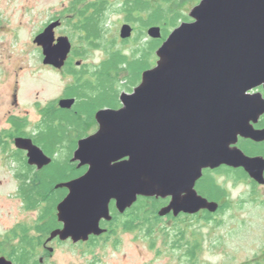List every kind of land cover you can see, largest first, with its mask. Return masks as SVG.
Returning <instances> with one entry per match:
<instances>
[{"label": "water", "instance_id": "water-1", "mask_svg": "<svg viewBox=\"0 0 264 264\" xmlns=\"http://www.w3.org/2000/svg\"><path fill=\"white\" fill-rule=\"evenodd\" d=\"M189 17L157 50L156 65L134 91L121 94L122 107L99 111L98 131L79 141L74 160L89 170L64 185L70 191L58 206L64 229L52 238L79 242L100 235L101 220L112 219L113 200L121 214L140 197L171 198L160 217L215 213L219 205L195 188L206 168L242 166L260 177L232 146L239 136L264 139V131L253 133L250 125L264 109L249 95L264 83V0H202ZM60 25L50 24L34 39L44 64L56 69L72 50L68 37H56ZM132 34L126 24L120 37ZM148 35L159 40L162 29L151 27ZM74 103L63 100L60 107ZM16 145L28 152L30 165L51 164L31 139ZM0 264L13 263L0 257Z\"/></svg>", "mask_w": 264, "mask_h": 264}, {"label": "flooded vegetation", "instance_id": "flooded-vegetation-1", "mask_svg": "<svg viewBox=\"0 0 264 264\" xmlns=\"http://www.w3.org/2000/svg\"><path fill=\"white\" fill-rule=\"evenodd\" d=\"M201 1L202 0H199L198 4ZM138 3L139 0H71L65 9L53 14L51 19L40 31V33L43 32L44 29L52 23L60 22L61 25L55 30L56 37L57 39L60 37H68L72 43V50L65 62V65L61 69H56L53 66L44 64L42 49L38 47L40 53L39 59L43 68L47 71L57 73L65 78V86L61 94L56 99L50 100L46 104H43L40 101L35 102V108L38 111L40 118L33 123L29 112L23 110V103L20 100V98L23 97V90H20L17 85V90L15 91V94H13L14 107L13 110L9 111V115L6 120L7 127L0 130V152L1 155L6 157L5 159L8 160V163H12L11 167H14V178L18 185L16 196L22 202L23 210L26 213L35 214V218L31 219L32 223H17L7 232L9 233L8 235L11 240L7 241L0 248V257H5L13 264H54L52 258L55 256L57 249L64 246L71 249H82L84 253L86 252L85 255L88 254L92 258V260L87 261L86 264H101V260L96 255L100 249L111 246L118 250L122 245V236L126 234L125 222L117 221L116 212H118L120 216H124L127 214L128 210L124 214L119 213L114 200L110 204L112 219L101 220L100 229L103 232L100 235L92 234L90 235L88 241L79 242H75L72 238L61 240L59 236L52 238V235L54 232L64 229V223H62L58 218V206L70 193L69 189L64 185L80 179L89 170L88 165H82L81 161L74 160L75 152L79 146V141L95 134L98 131L99 124L96 116L99 111L109 109V107L99 108L89 115H87L83 109L78 110V105H80L82 101L94 100L100 96L98 91L100 83L103 81L104 74L107 76V72L94 69L92 66L95 65L90 64L89 66L87 58L90 53H88L84 48L79 50L75 48V40H80L85 44L87 43V39L84 31L75 32L73 28H84L89 26L91 25V19H96L97 24L107 27L109 18L112 15L117 14L122 19L119 25L123 26L128 24L133 28V34L129 40H122L120 37L122 41L117 44L116 38V46L118 50L122 49L119 46L126 47L133 44L135 45L136 42L148 43L149 40H156L150 38L148 35L149 29L154 27V25L149 26L146 31H144L146 36L142 37L141 33L143 27L141 25V20L143 16L140 12L131 16H127L123 12L126 4L131 7ZM189 19L190 20L186 22L192 21L190 17ZM145 20H147V17ZM156 26L162 29L161 26ZM100 48L101 47L97 49L100 50ZM101 49H103V47ZM102 52L104 58L101 62H99L100 64L108 59L105 49H103ZM96 72H103V74L100 76L95 75ZM249 95L254 97L253 99H256L257 103L261 104V107L264 109V83L252 89L249 92ZM63 100H73L75 103L71 109H62L60 107V102ZM49 105L55 106L51 113L47 111ZM61 110L73 112L76 116V119L74 117V122L77 120L80 123L86 124V126L90 124L93 126L90 130H88V134L81 139H76L71 136V132L69 131L67 133V138H62L59 142L60 145L58 146L61 147V151L57 152L54 155V158H52L45 152L43 148L45 145L40 142V135L41 133H45L47 123L58 124L63 120L69 121L65 118H60L59 111ZM25 121H27L25 127L15 125L17 122L23 123ZM250 125L253 133L263 132L264 111L258 117L251 119ZM69 130H73V128H69ZM19 138L31 139L33 144L39 147L45 155L52 160L51 164L43 167L42 169L36 165H30L28 152L26 150L19 149L16 145V140ZM232 148L237 149L251 160V172L257 175L260 174V177L258 178L256 175H252L242 166L236 167L221 165L216 168L204 169L203 175L197 181L195 188L199 195L206 198L209 202L217 203L219 205V209L215 213L208 210H201L197 214L181 213L180 215L175 216L171 213L167 217H161L166 219V221L173 222V230L175 233L171 235L172 239L175 237V234H178L179 232V230L175 229L177 225H181L183 227L182 232L184 233L183 236L185 237V240L193 242L191 239V232L199 234L195 229L197 223H205L206 225L209 224L215 226V228H220L223 226L224 222H226V217L231 215L233 219H237V225L238 223L247 225V220L250 224V219H254L256 216L255 213L258 212V210L262 211L259 217L263 220L264 224V139L258 140L251 136H239L238 142L233 145ZM68 157H70L71 160L70 164L72 166V170L66 173V176L62 180H59L52 185V187H50V191L47 193V196L43 198L48 202L51 201L56 204V209L52 212V215L48 216L43 212L44 208H46V202H44L40 207L34 209L28 208L24 197H21L20 195V189L24 185H31L32 182L35 185L39 184L40 175L49 173V175L54 176L56 173H51L49 169L54 161H56L55 159L65 161ZM213 190L218 194L220 193L216 198H214L210 193ZM164 200L167 201L166 206H168L171 202V198ZM244 212L248 213V219L242 222L241 216ZM11 232H13L12 235ZM27 242L30 244L27 245ZM175 242L176 241L173 243ZM201 246L202 243L200 242L197 251H195L196 259H198L197 255ZM170 248L171 250H176L172 245ZM3 250L5 251V254L2 253ZM176 251H184V259H187L190 263L188 258L185 256L186 250ZM262 259L264 261V256Z\"/></svg>", "mask_w": 264, "mask_h": 264}, {"label": "rangeland", "instance_id": "rangeland-1", "mask_svg": "<svg viewBox=\"0 0 264 264\" xmlns=\"http://www.w3.org/2000/svg\"><path fill=\"white\" fill-rule=\"evenodd\" d=\"M70 2L71 0H0V130L7 127L6 120L14 107L13 94L17 85L23 90V97L20 98L23 110L29 112L33 123L40 118L35 102L46 104L61 94L65 78L43 68L34 39L53 14L65 9ZM198 2L199 0L184 1L181 8L189 16ZM121 21L117 14L109 18L108 32L103 35L105 41H98L101 48L105 49V46L111 52L118 50L116 45L122 41L120 32L124 26L119 25ZM116 38L117 44H113ZM74 46L77 50L84 48L90 53L87 58L89 65L98 66L104 58L101 48L98 50L80 40H75ZM138 46L139 43L119 47L131 54ZM5 158L0 152V238L17 223H32L31 219L35 218L34 213L23 210V204L16 196L18 185L14 178V167ZM260 213L262 211L258 210L254 219H250L251 225L248 220L247 225H237V219H233L231 215L226 217V222L220 228L197 223L195 229L201 236L191 232V239L198 246L201 242L202 246L195 264H263L264 224L259 217ZM247 216V212L242 213L241 221H246ZM165 226L170 229L171 235L175 233L173 222L166 221L160 227ZM153 237L156 239L154 248L145 231L126 232L118 250L108 246L100 249L96 255L101 264H191L184 259V251H174L164 245V237L160 232ZM198 246L195 247L196 251ZM85 254L82 249L64 246L57 249L52 261L54 264H86L92 258Z\"/></svg>", "mask_w": 264, "mask_h": 264}, {"label": "trees", "instance_id": "trees-1", "mask_svg": "<svg viewBox=\"0 0 264 264\" xmlns=\"http://www.w3.org/2000/svg\"><path fill=\"white\" fill-rule=\"evenodd\" d=\"M184 1L187 0H139L138 4H134L131 7L126 4L123 12L127 16L138 14L139 12L143 16L141 20V25L143 27L141 33L142 37L146 36L144 31H146L149 26L159 25L163 30L162 39L149 40L148 43H139V46L136 47L131 54L127 53L124 49L113 50V52H111L104 46L108 59L98 66H92L94 69L107 72V76L104 74L103 81L100 83V88L98 90L100 96L94 100L82 101V103L78 105V110L83 109V111L89 115L103 107H109L112 109H119L122 107L120 101L121 94L124 91L129 93L134 91V89L141 83L143 73L156 65L157 57L155 53L169 37L171 32L183 22L190 20L181 8ZM146 17L147 20H145ZM90 23L91 25L89 26L84 28L77 27L73 28V30L75 32L84 31L87 39L86 44L97 49L101 47V43L99 44L98 41H105L103 35L107 34L108 28L104 25L101 26L97 24L96 19H91ZM113 44H116V41H114ZM135 44H137V42ZM103 72H96L95 75L100 76ZM51 105H49L47 109L49 113L55 108V106ZM59 113L60 118H65L69 121L63 120L58 124L47 123L45 133H41L40 135V142L45 145L43 147L45 152L52 158H54V155L57 152L61 151V147L58 146L60 145L59 142L62 138H67V133L69 131L71 132V136L76 139H81L88 134V130L93 126L92 124L86 126V124L80 123L77 120L74 122V117L76 119V116L73 112L61 110ZM26 123L27 121L23 123L17 122L15 125L25 127ZM69 128H73V130H69ZM55 160L56 161H54L49 169L51 173H56L54 176L49 175V173L40 175L39 184L35 185L32 182L31 185H24L20 189V195L21 197H24L28 208L34 209L42 206V204L46 202V208H44L43 212L48 216L52 215V212L55 211L56 204L51 201L48 202L43 198L47 196L52 185L59 180H62L66 176V173L72 170L70 157L66 158L65 161L59 159ZM210 193L214 198L220 194L214 190ZM166 205L167 201L164 199L157 200L155 198L140 197L132 209L127 211L126 215L120 216L118 212H116V219L117 221L125 222L126 232H135L137 230H140L141 232L145 231L146 236L151 238L152 248L156 245V239H153V236L160 232L164 237V245L166 247L172 245L176 250H186L185 256L191 264H195V260H197L195 258V247L198 246V244L185 240V237L183 236L184 233L182 232L183 227L181 225L176 226L175 229L179 230V232L178 234H175L173 239L169 232L170 229L167 226L160 227L161 224L166 223V219L161 218L159 212ZM13 232H11V235ZM8 234L9 233H6L4 237L0 238V247H2L7 241L11 240ZM174 241L176 242L173 243ZM29 244L30 243L27 242V245ZM2 253L5 254V251L3 250Z\"/></svg>", "mask_w": 264, "mask_h": 264}]
</instances>
